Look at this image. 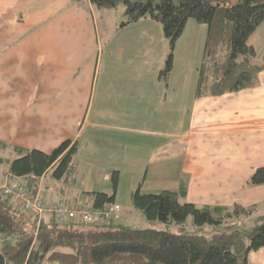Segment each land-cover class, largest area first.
Here are the masks:
<instances>
[{
  "label": "crops",
  "instance_id": "obj_1",
  "mask_svg": "<svg viewBox=\"0 0 264 264\" xmlns=\"http://www.w3.org/2000/svg\"><path fill=\"white\" fill-rule=\"evenodd\" d=\"M110 11L74 0H0V144L50 153L66 140L78 143L75 175L68 184L43 178L41 203L94 206L88 194L111 196L118 172L119 187L131 177L130 201L121 206L118 187L121 211L107 222L113 226L130 227L143 215L131 204L139 186L143 194L184 190V201L197 207L264 213V185H250L264 167V71L252 89L198 97L208 33L190 20L166 86L159 73L167 42L157 50L148 19L123 26L135 34L119 42L118 26L97 19ZM96 178L111 185L101 189ZM248 259L264 264V249Z\"/></svg>",
  "mask_w": 264,
  "mask_h": 264
},
{
  "label": "trees",
  "instance_id": "obj_2",
  "mask_svg": "<svg viewBox=\"0 0 264 264\" xmlns=\"http://www.w3.org/2000/svg\"><path fill=\"white\" fill-rule=\"evenodd\" d=\"M81 7L95 11L115 10L125 6V25L151 19L162 26L169 51L160 79L167 86L173 70L176 43L187 22L206 26L203 57L197 67L198 97H218L258 86L264 71L255 47L248 43L264 23V0H74ZM264 54V53H263ZM11 150L14 159L8 171L12 178L24 179L34 194L39 182L49 178L68 184L76 173L74 157L78 143L66 140L52 152L24 150L0 144V151ZM4 159L0 158V166ZM113 193H89L95 209L115 202L119 173L111 178ZM253 187L264 185V167L250 178ZM186 192L164 191L143 194L140 186L131 195V204L149 222H159L162 229H133L102 225L43 221L24 223L22 212L0 196V243L7 264H249V255L264 249V215L254 220L252 229L239 227L221 231L223 223L234 216L253 217L254 209L234 207H197L185 202ZM194 226H213L210 237L186 228L189 218ZM175 226L177 232L171 231ZM36 230V231H35Z\"/></svg>",
  "mask_w": 264,
  "mask_h": 264
},
{
  "label": "rangeland",
  "instance_id": "obj_3",
  "mask_svg": "<svg viewBox=\"0 0 264 264\" xmlns=\"http://www.w3.org/2000/svg\"><path fill=\"white\" fill-rule=\"evenodd\" d=\"M97 19L99 20V25L101 27L105 26L106 24L118 26V28H119L118 41L119 42H125L127 40L130 41L133 37V34H135L132 32L133 29H130V30H129V28L125 29V30L123 29L124 23L126 21L125 20L126 17H125V6L122 4L119 5V7L117 9L110 11V13H108L106 15H103V13H98ZM148 20H149V23L144 22L143 24L148 26L150 35L156 39L157 50H161L163 42L164 43L167 42V44H168L167 39H165V37L163 35L162 26L159 23L152 21L151 19H148ZM132 24H136V23H132ZM132 24H130V25H132ZM248 43H251L255 47L256 53L258 54V56L255 60V63L260 65L262 62V57L264 55L263 54L264 53V23L257 30V32L250 38ZM167 48L169 49V46ZM167 53H168V51H167ZM134 115H138V114H134ZM0 156L6 157L3 164L0 166V196H2V188L8 184H12L14 186H19V187H23V188L28 189L27 185L22 186V185H17V184L10 182V177H9L8 171H9L11 162L14 159H16L13 157H15L17 155L15 153H13L12 151H8V152L2 151L0 153ZM15 179H17V178H15ZM48 180H49V182L54 183V180H51V179H48ZM96 180H99V185H100L101 189H105V187L111 185L110 182H105V181L101 180L100 178H96ZM130 182H131L130 176L122 177V183H121V185L119 187V191H118V198L120 199L119 203L121 204V206H124V207H126L127 202L130 201V196H129ZM262 214H264V213H257L256 215H254L251 218H248L247 216L246 217L234 216L233 219L227 218V220L222 225L221 231L223 232L224 230H227L228 228H234V227H239V228L244 227V229H246V228L252 229L255 226L254 220L257 219V217L262 216ZM135 220L136 219H133L134 222H131L129 224L130 227H132L134 229H147L148 228V226H143L145 224H149V222H147V219L143 215H141L139 220L137 219L138 222H136ZM45 221L49 222L51 220L47 217ZM57 222L62 223V221H60V220H57ZM185 226L187 229H189V231H193L194 233H197L200 235L203 234L206 237H210L212 235L213 228H214L213 226L211 227L208 225H205L201 228L195 227L193 217L189 218L187 220ZM38 227L39 226L36 225V230L38 229ZM149 227L151 229H162L163 228L162 224L159 222H157L156 225L149 226ZM170 228H171V231H173V232L178 231V230H176L175 226H171Z\"/></svg>",
  "mask_w": 264,
  "mask_h": 264
},
{
  "label": "built area",
  "instance_id": "obj_4",
  "mask_svg": "<svg viewBox=\"0 0 264 264\" xmlns=\"http://www.w3.org/2000/svg\"><path fill=\"white\" fill-rule=\"evenodd\" d=\"M2 197L11 205L20 210L22 214L33 219L40 226L48 217L52 220H60L72 224L91 225L99 220L108 222L121 211V207L115 203L107 205L104 209H95L94 206L81 204H43L36 194L27 188L8 184L2 188ZM39 228V227H38Z\"/></svg>",
  "mask_w": 264,
  "mask_h": 264
},
{
  "label": "water",
  "instance_id": "obj_5",
  "mask_svg": "<svg viewBox=\"0 0 264 264\" xmlns=\"http://www.w3.org/2000/svg\"><path fill=\"white\" fill-rule=\"evenodd\" d=\"M0 264H7L6 258L2 254H0Z\"/></svg>",
  "mask_w": 264,
  "mask_h": 264
}]
</instances>
